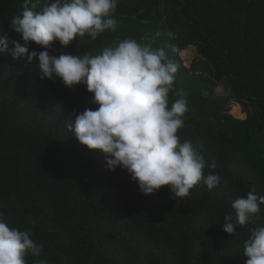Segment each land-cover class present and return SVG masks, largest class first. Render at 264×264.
Returning <instances> with one entry per match:
<instances>
[{
  "label": "trees",
  "instance_id": "trees-1",
  "mask_svg": "<svg viewBox=\"0 0 264 264\" xmlns=\"http://www.w3.org/2000/svg\"><path fill=\"white\" fill-rule=\"evenodd\" d=\"M23 4L0 0L9 50L23 45L10 28ZM112 18L115 31L67 48L52 42L49 54L97 55L125 38L163 48L187 100L180 142L190 141L207 162L203 174L221 182L184 198L168 186L145 195L127 170L110 171L100 150L69 131L67 122L98 107L85 85L42 79L37 61L0 53V213L43 245L27 264H246L244 242L264 227V205L234 235L223 227L235 223L237 198L253 188L264 196V0H118ZM187 47L197 54L189 67L179 55ZM29 50L45 49L30 42ZM175 99L170 93L169 106Z\"/></svg>",
  "mask_w": 264,
  "mask_h": 264
},
{
  "label": "clouds",
  "instance_id": "clouds-1",
  "mask_svg": "<svg viewBox=\"0 0 264 264\" xmlns=\"http://www.w3.org/2000/svg\"><path fill=\"white\" fill-rule=\"evenodd\" d=\"M37 3L39 0H24L21 13L10 22L23 45L12 41L14 47L9 50L7 37H0V53L10 51L13 59H26L29 65L37 61L42 79L59 78L68 88L86 86L98 107L85 109L76 115L74 123L66 121L73 136L88 149L100 150L110 171L127 170L145 195L168 186L178 199L187 197L200 183L208 190L217 187L220 176H205L204 156L190 141L181 143L177 135L184 125L187 100L174 88L178 65L163 48L153 49L125 38L97 55L49 54L52 42L67 48L76 37L95 40L106 30L115 31L112 16L118 0H43L39 11L35 10ZM30 42L45 50L30 51ZM170 93L177 97L171 106ZM215 166V162L210 165ZM260 205H264V196L258 197L254 188L246 197L237 198L232 204L235 223H226L223 231L234 235L235 226L250 222L260 212ZM224 219L233 221V216ZM31 236L28 230L10 227L0 213V264H27L28 253L41 256L43 245ZM243 254L246 264H264V227L252 230Z\"/></svg>",
  "mask_w": 264,
  "mask_h": 264
},
{
  "label": "rangeland",
  "instance_id": "rangeland-1",
  "mask_svg": "<svg viewBox=\"0 0 264 264\" xmlns=\"http://www.w3.org/2000/svg\"><path fill=\"white\" fill-rule=\"evenodd\" d=\"M179 55L186 67H189L191 62L197 59V54L193 47L179 50Z\"/></svg>",
  "mask_w": 264,
  "mask_h": 264
}]
</instances>
